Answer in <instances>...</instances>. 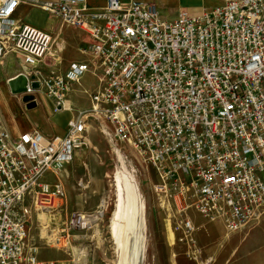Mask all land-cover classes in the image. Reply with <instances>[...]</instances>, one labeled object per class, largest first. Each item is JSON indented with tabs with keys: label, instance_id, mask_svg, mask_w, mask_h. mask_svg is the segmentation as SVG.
<instances>
[{
	"label": "built area",
	"instance_id": "built-area-1",
	"mask_svg": "<svg viewBox=\"0 0 264 264\" xmlns=\"http://www.w3.org/2000/svg\"><path fill=\"white\" fill-rule=\"evenodd\" d=\"M23 3L83 32L91 61L45 75L41 65L53 37L17 17ZM11 53L24 58L22 97L46 96L55 112L87 73L100 70L101 79L91 108L63 136L35 131L14 138L0 116V264H56L41 261L30 241L33 217L43 226L41 240L57 248L68 249L93 228L80 213L59 230L43 218L67 199L62 182H47L46 175L58 178L72 163L92 120L155 169L153 190L175 209L172 228L190 260L200 261L190 209L223 221L230 233L261 217L264 0H226L212 11L176 17L134 0H106L99 10L87 0H0V59Z\"/></svg>",
	"mask_w": 264,
	"mask_h": 264
},
{
	"label": "rangeland",
	"instance_id": "rangeland-1",
	"mask_svg": "<svg viewBox=\"0 0 264 264\" xmlns=\"http://www.w3.org/2000/svg\"><path fill=\"white\" fill-rule=\"evenodd\" d=\"M55 23L56 25L62 26L61 22L58 20H56ZM49 30L53 33L56 42L57 36L54 33V29L52 28ZM58 41L61 42V40ZM56 48L57 44L55 43L48 55V65L54 73H58L57 71L62 67L64 62L63 53L66 52L61 51L58 54L59 58H57V54L51 53V51ZM51 54L54 56H51ZM21 70L19 58L11 57L10 55L4 59H0V90H4L5 95L8 96L9 103L11 102L14 105L12 109L14 110L15 117L19 121L30 122L32 120L41 126L40 124H42L41 121L43 116L46 114L43 101L40 99L37 109L27 111L26 108L23 109V107L17 105L15 100L18 99L17 101L22 103V97L13 95L7 84L10 78L23 72V70ZM83 85L88 87L90 83L83 82ZM1 96L2 94L0 92V97ZM72 96H74L77 101V105L75 103V108L73 107L74 110L76 108L83 109V105L81 104L85 103V97H82V95L80 96V93H78L77 97L74 95V92ZM46 100L51 103L53 102V100L48 98ZM34 113L36 115L32 117L29 116V114ZM71 114V117L62 130H67L70 122L74 120L75 113L71 112ZM47 115L48 117H46V120H50L53 113L47 112ZM1 118H3V116H1ZM87 129L84 144L79 148L75 159L68 168L65 169L66 171L64 170L58 177L67 193L64 206L56 212L43 216V218L45 223L46 220L48 221L47 224L50 230H59V228L65 227L74 212L105 214L100 224H95L94 227L85 234V237L76 239L75 241L72 239L68 249L48 246L42 241L40 237L43 226L33 217L29 224L30 241L39 247L41 260L55 262L56 264H118L119 255L117 245L110 236L109 224L115 208L113 177L116 172L121 170V166L123 165L125 171L133 176L139 189L140 198L144 203L143 219L144 228H146L144 237H146L143 264H185L182 263V259L185 258L183 255V246L179 241H176L171 230V221L173 222L176 217V211L172 204L168 205L158 197L153 190V186L158 184V176L155 169L150 164L146 163L133 147L117 142L112 137L106 135V126H104L103 123L94 121L92 125H90V128L88 127ZM55 177L54 175H47L49 181L55 179ZM101 201L103 202V206L100 207ZM261 217L259 218L260 220L257 221L259 225L256 223L250 226L251 224H249V227L246 226L238 233H234L243 237V239L239 238L238 242H235L233 245L230 243L232 233L228 232L225 228V234H223L224 232L221 228L222 232H219L225 237L224 240H226V243H223V247L227 248L230 254V256L227 257L226 264L240 263L238 257L244 256V252L241 248L243 244L247 243L246 237L250 233L256 234L251 240L255 242V245H260L261 235L259 229ZM205 221L209 220L205 219L203 222L204 224L206 223ZM45 223L44 225H47ZM97 233L101 234V241L98 240L99 236ZM258 249L260 251V247ZM253 260V264H260V256L253 258ZM201 262V260L198 262L188 261L187 264H202ZM205 262L203 264H210L209 262ZM212 264H216V261L214 263L212 262Z\"/></svg>",
	"mask_w": 264,
	"mask_h": 264
},
{
	"label": "crops",
	"instance_id": "crops-1",
	"mask_svg": "<svg viewBox=\"0 0 264 264\" xmlns=\"http://www.w3.org/2000/svg\"><path fill=\"white\" fill-rule=\"evenodd\" d=\"M122 1L124 3H128L131 0H122ZM134 1H139V2H144V3H153L157 5L158 8L160 7L159 9L162 15L166 17H176L180 12H188L191 15H199L203 12L212 11L214 8L224 5L226 0H134ZM87 3L91 9L99 10L105 6L106 0H87ZM17 17L24 23L37 27L39 29H42L45 32L52 35L53 45L55 43L57 44V48L55 50L53 49L52 52L55 55L57 54V58H59L58 54L61 51L62 52L66 51L65 53H63L64 62L62 64V67L59 69V71H57L59 74L51 71L48 65V55H49L48 53L45 61L41 65V69L45 75L52 74V73L57 74V75H64L69 70L72 64H84V63H89L91 61L90 54L83 52L84 49L88 48L89 40L87 36L80 30H77L71 26H68L67 24H64L60 20L45 13L40 8L33 7L29 4H24V3L21 4V6L19 7L17 11ZM56 20L61 22L62 26L56 25L55 23ZM52 28L54 29V33L57 36L56 42H55L53 33L49 30ZM55 28H56V31H55ZM58 40H61V42H59ZM10 55L11 57L13 56V57L20 59L21 68L24 72L25 65H24L23 56L18 53H11L7 55V57ZM51 56H54V55L51 54ZM100 79H101V71L97 70L96 74L87 73L79 83L75 84L72 87V90L69 93L67 97V101H66V104L69 100L71 101L72 111H64L65 110L64 108V110L60 112H55L54 101L51 103L48 100H46L47 99L46 96H43V95L38 96V100L41 99L43 101L44 108L46 110V114L45 116H43V119L41 121L43 125L40 124L41 126H39L38 123L32 120L30 122L19 121L15 117L14 110L12 109L14 105L11 102L9 103L8 96L5 95L4 90H0L2 94V96L0 97V115L3 116V118H1L3 119L2 121L3 125L6 127V129L11 134V136H13L14 138H18L25 133H30V132H35V131L41 132L43 135L47 137L63 136L66 134L67 130H62V129L65 127V124L71 117L72 115L71 112L75 113L74 119H76L79 112L88 110L91 108V104H92L91 94H93L99 88ZM83 82L90 83V85L86 87L83 85ZM73 92H74V95H76L77 97H78V93H80V96L82 95V97H85L86 99L85 103L81 104L83 105V109L76 108L74 110L75 108L74 105L75 103L77 105V101L75 97L72 96ZM15 102H17V105L19 107H23V109L26 108V106H24L25 104L24 105L22 104L23 102L20 103L17 100H15ZM39 102L40 101H37V104H39ZM38 107L39 105L37 106V108ZM47 112L53 113V116L50 117L51 122L50 120H46V117H48ZM34 115L36 114L35 113L29 114V116L31 117ZM93 122L94 120L90 122L91 124L89 123V126H88L89 128ZM78 150L75 152L73 160L75 159L78 153ZM68 166L66 167V169L68 168ZM47 175H52V174H47ZM47 175L45 178L47 182H50V183L57 182L58 178L55 177V179H52L51 181H49L47 179ZM64 178H65V174H64ZM74 213H80V214L88 216L87 213H84V212L77 211ZM91 215H95V213H92ZM187 215L192 220L195 226L194 238L197 242L198 248L200 249V260L202 261L201 263L203 264L206 260L205 263L209 262L210 264H212V262L214 263L216 261V264H226L227 257H229L230 254L228 253L227 248L223 247V243H226V240H224L225 237H223V235L220 234L219 232L221 231V228L223 232L225 231L226 226L224 227L225 225L224 222L220 220H219L220 222H214V221L209 220L211 222L205 221L206 223L204 224L203 222L205 219L200 214H198L194 209H190ZM261 216L262 217H261L260 229H259L260 235H261L260 245H255V242L251 240V238H254V236L256 235L255 233H250L249 235H247L246 237L247 243L243 244L241 248L244 252L243 253L244 256L238 257L240 260V263L238 262V264H244V263L253 264L254 262L253 258L259 257V256H260V264H264V208H263ZM257 221L252 222L250 226L258 223ZM257 225H259V223ZM171 230H172L174 238L178 242L180 238L179 234H176L173 231L172 225H171ZM223 234H225V232ZM239 238L243 239V237H240L237 234L232 233L230 237L231 245H233L235 242H238ZM182 246H183V255L185 257L184 259H182V263L187 264L188 261H193V260H190L187 256L186 251L189 248H187L184 245ZM259 247H260V251L258 249ZM39 258H40V251H39ZM44 262H47V261H44Z\"/></svg>",
	"mask_w": 264,
	"mask_h": 264
},
{
	"label": "bare ground",
	"instance_id": "bare-ground-1",
	"mask_svg": "<svg viewBox=\"0 0 264 264\" xmlns=\"http://www.w3.org/2000/svg\"><path fill=\"white\" fill-rule=\"evenodd\" d=\"M15 96L22 97V95ZM71 107V101L69 100L65 105L64 111H72ZM113 178L115 208L110 220L109 231L112 240L117 245L119 255L118 264H141L140 259H143L146 237H144L146 229L144 228L143 219L144 203L140 198L139 189L133 176L125 171L123 165L121 166V170L114 174ZM100 205L103 206V202ZM104 214H87L91 217L92 227L101 222ZM47 223L48 221L46 220L45 224ZM97 234L99 236L98 240L101 241V234Z\"/></svg>",
	"mask_w": 264,
	"mask_h": 264
},
{
	"label": "water",
	"instance_id": "water-1",
	"mask_svg": "<svg viewBox=\"0 0 264 264\" xmlns=\"http://www.w3.org/2000/svg\"><path fill=\"white\" fill-rule=\"evenodd\" d=\"M10 91L13 95H24L27 92V78L24 74H18L14 78L10 79L8 82ZM33 89H38L39 84H32ZM22 102L25 104L28 110H33L37 108L38 104L34 100L33 96L25 95L22 97ZM140 263L143 264V259H140Z\"/></svg>",
	"mask_w": 264,
	"mask_h": 264
}]
</instances>
